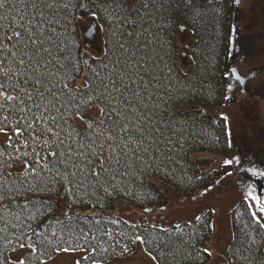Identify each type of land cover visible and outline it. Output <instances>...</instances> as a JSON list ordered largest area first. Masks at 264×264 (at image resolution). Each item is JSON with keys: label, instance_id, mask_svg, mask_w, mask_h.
I'll use <instances>...</instances> for the list:
<instances>
[{"label": "trees", "instance_id": "1", "mask_svg": "<svg viewBox=\"0 0 264 264\" xmlns=\"http://www.w3.org/2000/svg\"><path fill=\"white\" fill-rule=\"evenodd\" d=\"M59 3L69 6L49 12L45 35H51V28H55L58 35L54 39L65 55L88 59L90 67L81 63L80 73H72L75 83L65 81L75 90L79 108H69L65 119H58L59 128L53 126L58 138L41 135L46 126L38 119L41 113H60L44 111V101L35 93L29 100L19 91L24 87L23 80L15 72L23 68L12 53L19 56L20 47L16 40L5 39L12 36L13 29L23 33V28L35 24L40 16H34L33 9L19 0H9L8 5L9 9L15 5L18 11L0 9V16L8 17L0 20V68L12 69L11 79L0 75V84L14 97L11 101L0 98V132L8 134L0 138V264H42L65 249L83 251L77 264H120L117 259L132 254L138 240L155 264L208 263L206 243L213 234L209 209L198 210L190 221L169 226L128 221L104 211L114 208L115 199L137 208L160 207L167 203L160 184L180 193L193 192L213 186L222 175L224 165L202 171L203 160L193 153H224L231 145L225 118L212 109L228 99V63L235 56V39L240 33L234 0H148L147 8L143 0ZM105 3L107 11L103 10ZM92 11L97 13L93 17L102 38L99 55L84 49L78 24L79 19L92 16ZM110 14L119 19L114 22L108 18ZM48 20L58 23L48 26ZM184 33L188 37L180 50L178 36ZM121 43L124 49L119 48ZM45 46H50L47 41ZM180 51L190 57L186 69L179 64ZM82 53L88 56H80ZM91 69L98 71L105 82L111 74L124 98L138 110H129L133 120L142 115L147 124L144 146L149 148L148 153L137 160L129 152L119 165L115 163L116 153H112V161L105 165L107 171L101 170L100 162L109 157L108 144L95 157L88 145L98 140L95 132L99 119L105 120L100 126L103 129L116 117L112 114L110 120L100 113L105 107L102 100L80 103L95 95L78 87L83 77L87 76L93 86L99 83ZM113 96L121 99L118 93ZM91 108H97L98 113L89 114ZM77 110L80 116L75 115ZM78 117L84 120V126ZM47 126H52L50 121ZM79 144L85 147L80 149ZM69 147L73 152H85L93 163L89 165L85 156H70ZM53 152L56 155H50ZM227 173L224 169V175ZM263 185L252 184L260 207H264ZM238 187L242 192L247 187L252 195L250 185ZM229 220L231 236L223 250L224 260L209 264H264L263 223L246 197L232 206ZM20 247L24 251L16 260L9 254Z\"/></svg>", "mask_w": 264, "mask_h": 264}, {"label": "rangeland", "instance_id": "2", "mask_svg": "<svg viewBox=\"0 0 264 264\" xmlns=\"http://www.w3.org/2000/svg\"><path fill=\"white\" fill-rule=\"evenodd\" d=\"M252 1L241 0L240 9L237 10L239 32L241 30L243 35L239 34L235 43L236 45L240 43V47H243L240 51L239 48L236 49L232 62L240 72L250 73L252 69L255 71L244 86L239 85L229 74L228 87L231 85V88L228 90V99L221 106L212 109L225 118L231 145L224 153L209 151L193 153L194 156L203 160L202 171L224 165L220 178L209 188L186 193L177 192L167 185L160 184L159 187L167 197V203L160 207L137 208L115 199L114 208L104 211L118 214L128 221L169 226L190 221L196 217L198 210L209 209L212 213L213 234L206 243L210 256L206 264L224 260L223 250L231 236L229 211L240 197L247 198L255 215L264 224V211L256 202L257 191L255 192L252 187V184L259 186L264 182V4L258 12L253 7ZM78 24L84 49L90 54L99 55L102 52V38L95 18L93 16L81 18ZM187 37V33L178 36L180 50L183 39ZM178 61L180 66L186 69L190 57L180 51ZM242 88L244 91L241 90ZM97 113V108L89 110L91 115ZM77 121L82 126L85 125L82 118L78 117ZM6 135H8L6 132H0V138L5 139ZM224 169L228 170L226 175H224ZM239 184L250 185L252 195L249 194L247 187L244 188L243 193L238 187ZM258 186H254L255 189ZM87 211L98 212L97 210ZM23 251V247H20L9 255L17 260ZM82 254L83 251L60 250L42 264H77V257ZM117 262L155 264L152 257L144 251L140 240L132 254L117 259Z\"/></svg>", "mask_w": 264, "mask_h": 264}, {"label": "snow or ice", "instance_id": "3", "mask_svg": "<svg viewBox=\"0 0 264 264\" xmlns=\"http://www.w3.org/2000/svg\"><path fill=\"white\" fill-rule=\"evenodd\" d=\"M19 2L26 8L31 7L34 16H40V20L35 24L30 23L29 27L23 28V33L13 29L12 36H5V39L9 41L16 40L17 45L20 47L19 56H17L15 52L12 53L14 57H17L18 64L23 68V71H20L18 68L15 72V74L19 75L23 80L24 87H20L19 91L25 92L29 100L32 99L33 93H35L40 100L44 101V111H55L56 113H60L59 116H45L42 112L41 116L38 117V119L46 125L41 135H51L58 138L59 133L54 130L53 126L59 128L60 125L57 121L58 119H65L64 113H67L69 108H79V105L75 104V90L65 81L69 80L74 84L75 77L72 73H80L81 63L87 67H90V65L88 64V59L74 58L71 54L65 55L64 49H62L60 44L54 39V36L58 35L55 28H51V35H45V18L48 16L49 12L58 7L67 9L69 6L67 3L60 4L59 0H27V2L26 0H19ZM112 2L116 3V0H112ZM152 2L155 3V0H152ZM8 5L9 0H0V9L18 11L15 5L12 6V9H9ZM80 6L86 7L87 5L81 4ZM119 6L120 5L117 4V7ZM143 7H148V0H143ZM45 10L48 11L46 12ZM103 10L107 11V3H105ZM91 15L96 16L97 13L92 11ZM7 18L6 16H0V20ZM108 18L114 22L119 19L114 14H110ZM20 19L23 20V17ZM13 23L16 22L13 21ZM52 23H58V21H47L48 26ZM116 26L119 27V24L117 23ZM25 33L26 36L24 35ZM129 35H131V33H129ZM46 41L50 46H45ZM118 46L120 49H124V44L121 43ZM54 51L57 53L56 55L53 54ZM80 56L87 57L88 53H82ZM103 67L106 68L107 66L104 65ZM11 71L12 69L10 67L0 68V75L11 79L9 75ZM91 71L99 80V83L93 86V82L90 81L87 76H84L83 82L78 87L95 92V95H89L87 101L81 100L80 103H94L98 100H102L105 102V107L100 108V113L110 120L112 119V114H115L116 117L112 121L110 127L106 126L103 129H100V126L105 125V120L99 119L95 132L98 140L88 145L91 155L95 157L104 152L106 150L105 144H108L107 150L110 153L109 157H106L104 161L100 162L101 170L107 171L105 165L112 161V153H116L115 163L117 165L120 164V159L128 155L129 152H131L137 160L141 158V155L148 153L149 148L144 146V137L147 136V124L144 123V117L142 115L136 116L133 120L129 110H131V113H136L138 110L131 101L124 98V93L116 86V81L112 79L111 74H109L107 82H105V78L101 77L98 71L95 69H91ZM64 73H67V75H64ZM29 88H31V91H28ZM229 88H231V85H229ZM114 92L118 93L121 99L117 100L116 97L113 96ZM48 97H50V99ZM0 98L7 101L14 99L12 95L7 94L5 86L2 84H0ZM62 100L64 101L63 103H61ZM57 105H59V107ZM121 105H123L122 108ZM36 107L39 108L40 105H36ZM75 115L80 116V112L77 110ZM5 119H7V117H5ZM49 121L52 126H47ZM89 127H92L91 124ZM16 131L19 132L20 129L17 128ZM117 133H123L124 135L118 137L116 135ZM71 135L72 134L69 133L70 138ZM101 137L102 139H99ZM117 139H119V143H116ZM43 143L47 144L49 141L44 140ZM61 143L63 142L61 141ZM78 147L83 149L85 146L84 144H79ZM68 153L70 156L86 157L85 152H73L71 147H69ZM25 155H27V153H25ZM50 155H56V153L53 152L50 153ZM87 163L91 165L93 161L87 159ZM226 163H230V161H226ZM32 171H35V169H32ZM93 175L98 174L93 171ZM261 210L264 211V207H262ZM261 226L264 227V224ZM137 239H140V237H137ZM65 251H67V249H65Z\"/></svg>", "mask_w": 264, "mask_h": 264}, {"label": "flooded vegetation", "instance_id": "4", "mask_svg": "<svg viewBox=\"0 0 264 264\" xmlns=\"http://www.w3.org/2000/svg\"><path fill=\"white\" fill-rule=\"evenodd\" d=\"M252 5L253 7L256 9V11L260 12L261 9H262V5L264 4V0H253L252 1ZM243 28V27H242ZM240 29V28H239ZM239 34H242V31L240 30V33ZM243 35V34H242ZM237 46H238V50L240 51L242 49L243 46L240 47V43H237ZM242 56V55H241ZM243 58V57H242ZM247 72V71H246ZM246 72H240V74H242L243 76V84L241 86H244L247 82V79H249L247 77L248 73ZM238 83H239V80L237 79ZM242 91H244V88H242Z\"/></svg>", "mask_w": 264, "mask_h": 264}, {"label": "water", "instance_id": "5", "mask_svg": "<svg viewBox=\"0 0 264 264\" xmlns=\"http://www.w3.org/2000/svg\"><path fill=\"white\" fill-rule=\"evenodd\" d=\"M239 2V0L236 1V3ZM183 28L180 27V30H182ZM234 70V69H233ZM233 75H235V72L233 71ZM242 83V82H241Z\"/></svg>", "mask_w": 264, "mask_h": 264}]
</instances>
